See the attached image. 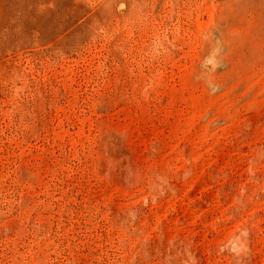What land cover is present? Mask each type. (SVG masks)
I'll return each mask as SVG.
<instances>
[{
  "label": "rangeland",
  "instance_id": "obj_1",
  "mask_svg": "<svg viewBox=\"0 0 264 264\" xmlns=\"http://www.w3.org/2000/svg\"><path fill=\"white\" fill-rule=\"evenodd\" d=\"M0 264H264V0H0Z\"/></svg>",
  "mask_w": 264,
  "mask_h": 264
}]
</instances>
